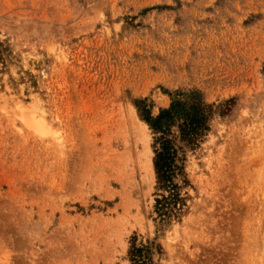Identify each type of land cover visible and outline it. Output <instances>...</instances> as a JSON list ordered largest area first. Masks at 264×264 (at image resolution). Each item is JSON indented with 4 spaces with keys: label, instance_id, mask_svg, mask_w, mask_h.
Returning a JSON list of instances; mask_svg holds the SVG:
<instances>
[{
    "label": "rangeland",
    "instance_id": "rangeland-1",
    "mask_svg": "<svg viewBox=\"0 0 264 264\" xmlns=\"http://www.w3.org/2000/svg\"><path fill=\"white\" fill-rule=\"evenodd\" d=\"M176 89L232 103L160 224L139 102ZM133 237L154 264H264V0H0V264H131Z\"/></svg>",
    "mask_w": 264,
    "mask_h": 264
},
{
    "label": "trees",
    "instance_id": "trees-1",
    "mask_svg": "<svg viewBox=\"0 0 264 264\" xmlns=\"http://www.w3.org/2000/svg\"><path fill=\"white\" fill-rule=\"evenodd\" d=\"M169 103L151 115L139 103V112L153 134V168L156 178L154 212L158 223L177 218L185 205L180 189L188 184L184 170L186 149L195 148L207 133L215 113L225 114L232 100L215 104L204 99L198 89H176L169 93ZM161 252L154 240L136 244L133 237L128 248L131 264H154L152 255Z\"/></svg>",
    "mask_w": 264,
    "mask_h": 264
},
{
    "label": "bare ground",
    "instance_id": "bare-ground-1",
    "mask_svg": "<svg viewBox=\"0 0 264 264\" xmlns=\"http://www.w3.org/2000/svg\"><path fill=\"white\" fill-rule=\"evenodd\" d=\"M131 116L132 115H130L129 118H131ZM139 132H141V131H139ZM138 140H140V138ZM133 157H134L133 159L137 160V162L140 164V167L143 169V171L145 173L150 172V169H152V163H151V160L149 159V156H148V150L146 148H144V145L141 147V150L134 152Z\"/></svg>",
    "mask_w": 264,
    "mask_h": 264
}]
</instances>
